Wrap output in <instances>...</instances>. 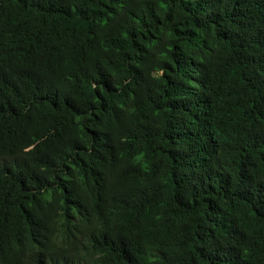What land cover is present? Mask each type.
Masks as SVG:
<instances>
[{
	"label": "trees",
	"instance_id": "obj_1",
	"mask_svg": "<svg viewBox=\"0 0 264 264\" xmlns=\"http://www.w3.org/2000/svg\"><path fill=\"white\" fill-rule=\"evenodd\" d=\"M0 264H264V0H0Z\"/></svg>",
	"mask_w": 264,
	"mask_h": 264
},
{
	"label": "bare ground",
	"instance_id": "obj_2",
	"mask_svg": "<svg viewBox=\"0 0 264 264\" xmlns=\"http://www.w3.org/2000/svg\"><path fill=\"white\" fill-rule=\"evenodd\" d=\"M26 1V0H25ZM29 7V6H28ZM7 30V29H6Z\"/></svg>",
	"mask_w": 264,
	"mask_h": 264
}]
</instances>
